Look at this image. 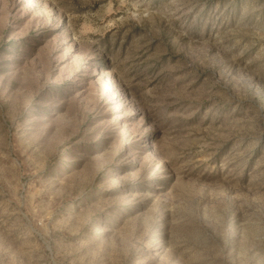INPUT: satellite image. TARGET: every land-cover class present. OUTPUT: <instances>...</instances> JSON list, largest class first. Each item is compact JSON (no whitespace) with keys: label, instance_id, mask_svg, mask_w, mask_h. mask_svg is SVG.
Returning a JSON list of instances; mask_svg holds the SVG:
<instances>
[{"label":"rangeland","instance_id":"rangeland-1","mask_svg":"<svg viewBox=\"0 0 264 264\" xmlns=\"http://www.w3.org/2000/svg\"><path fill=\"white\" fill-rule=\"evenodd\" d=\"M0 264H264V0H0Z\"/></svg>","mask_w":264,"mask_h":264}]
</instances>
